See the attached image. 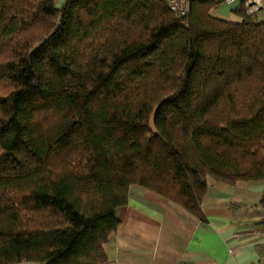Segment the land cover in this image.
<instances>
[{"label": "trees", "instance_id": "16d2710c", "mask_svg": "<svg viewBox=\"0 0 264 264\" xmlns=\"http://www.w3.org/2000/svg\"><path fill=\"white\" fill-rule=\"evenodd\" d=\"M58 1L0 0V264H104L132 186L203 219L210 179L264 181L245 0Z\"/></svg>", "mask_w": 264, "mask_h": 264}, {"label": "crops", "instance_id": "0c3cea01", "mask_svg": "<svg viewBox=\"0 0 264 264\" xmlns=\"http://www.w3.org/2000/svg\"><path fill=\"white\" fill-rule=\"evenodd\" d=\"M259 4L256 14L264 20V0ZM223 5L229 9L219 8L214 15L240 21L233 4ZM263 185V180L210 179L201 202L203 219L132 186L127 204L115 211L119 226L104 245V264H263Z\"/></svg>", "mask_w": 264, "mask_h": 264}, {"label": "built area", "instance_id": "2783aa9c", "mask_svg": "<svg viewBox=\"0 0 264 264\" xmlns=\"http://www.w3.org/2000/svg\"><path fill=\"white\" fill-rule=\"evenodd\" d=\"M237 0H221L223 4H233ZM259 1L260 0H245L244 5L246 7V11L249 14L256 13L259 9ZM192 0H166V5L168 10L176 17H185L189 14V8ZM261 203L264 209V185L261 194ZM263 221H264V213H263ZM262 241L260 248V260L264 264V227L261 232Z\"/></svg>", "mask_w": 264, "mask_h": 264}, {"label": "rangeland", "instance_id": "374dc122", "mask_svg": "<svg viewBox=\"0 0 264 264\" xmlns=\"http://www.w3.org/2000/svg\"><path fill=\"white\" fill-rule=\"evenodd\" d=\"M63 1H64V0H59L58 3H57V5H60ZM223 7H226L227 9H229L228 6H225V5L222 4V5H220L216 10H214L213 13H215V11H217L219 8H223Z\"/></svg>", "mask_w": 264, "mask_h": 264}, {"label": "water", "instance_id": "95a60500", "mask_svg": "<svg viewBox=\"0 0 264 264\" xmlns=\"http://www.w3.org/2000/svg\"><path fill=\"white\" fill-rule=\"evenodd\" d=\"M60 17H61V16H60ZM59 25H60V21L56 24L55 29H58ZM46 39H47V38H44V40L42 41V43H44V42L46 41Z\"/></svg>", "mask_w": 264, "mask_h": 264}]
</instances>
